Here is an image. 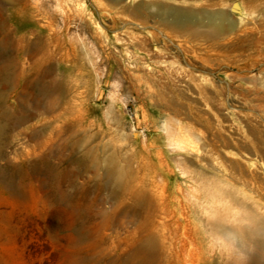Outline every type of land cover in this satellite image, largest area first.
I'll return each mask as SVG.
<instances>
[{
	"label": "rangeland",
	"instance_id": "obj_1",
	"mask_svg": "<svg viewBox=\"0 0 264 264\" xmlns=\"http://www.w3.org/2000/svg\"><path fill=\"white\" fill-rule=\"evenodd\" d=\"M9 1L5 21L26 36V51L18 87L11 93L0 82V264H133L128 218L101 227L100 211L112 214L115 203L94 165L111 154L158 193L182 199L186 211L198 206L208 215L200 173L222 178L264 211V158L250 143L252 131L264 141L263 50L175 36L112 0H63L62 8L30 0L40 9L31 14ZM217 1L224 4L212 9L230 12L244 2ZM33 79L63 89L41 94L27 83ZM6 106L35 116L4 129ZM221 133L233 137L230 145ZM88 150L94 162L84 158ZM212 243L215 264H235L227 241Z\"/></svg>",
	"mask_w": 264,
	"mask_h": 264
},
{
	"label": "bare ground",
	"instance_id": "obj_2",
	"mask_svg": "<svg viewBox=\"0 0 264 264\" xmlns=\"http://www.w3.org/2000/svg\"><path fill=\"white\" fill-rule=\"evenodd\" d=\"M5 1L0 0V50L5 49L2 51L4 60L0 65V82L4 81L5 87L12 93L21 83L25 73L21 57L26 51V36L20 30L14 33L7 25L2 12ZM62 1L57 0L58 7H63ZM112 1L123 13H129L133 18L144 21L153 18L163 30H168L175 36H192L195 39L212 41V48L219 47L226 41L232 49L264 51V0H244L243 4L233 5L232 12L212 9V6L224 4L217 0H202L189 6L176 5L169 0H148L135 4L128 3L127 0ZM9 4L14 6V11L18 14L24 11L37 13L40 10L38 6H33L30 0H10ZM221 40H224V43H219ZM40 50L35 48L34 55ZM35 66L39 67L38 59ZM34 81L28 80L27 83L31 85ZM33 85L35 90L45 95L63 89L57 82ZM11 111L8 106L3 109L4 129L8 127L16 130L35 116L34 113L14 115ZM1 129L2 126L0 131H3ZM223 135L221 133V136ZM223 139L228 146L233 137L223 136ZM250 139L252 149L264 158V141L255 131H252ZM84 158L93 160V153L88 150ZM103 162L104 166L95 164L94 168L103 170L99 182L110 189L115 204L112 214L100 211L103 224L101 227L106 228L111 223L121 227L123 218H128L131 229L127 231L126 238L130 242V261L133 264H215V259L210 256L214 239H224L232 246L235 264H264V211L259 200L251 203L232 185L226 186L222 178L200 173V179L206 182V185H203L206 190L202 193L204 200H207L205 210L208 215L202 214L198 206L186 211L182 199L177 196L169 198L163 192L158 193L153 189L156 185L147 182L145 177L138 178L130 166L123 165L116 155L106 156ZM244 165H241V169L254 178L255 170L251 171ZM147 166L148 164L143 165ZM168 166L170 167V164ZM164 172L171 176V170ZM263 177L259 175L261 181Z\"/></svg>",
	"mask_w": 264,
	"mask_h": 264
}]
</instances>
